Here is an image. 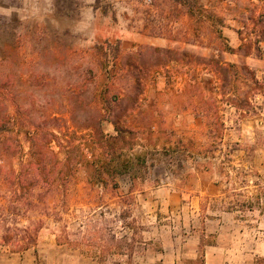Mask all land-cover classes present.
I'll return each instance as SVG.
<instances>
[{
  "label": "rangeland",
  "instance_id": "1",
  "mask_svg": "<svg viewBox=\"0 0 264 264\" xmlns=\"http://www.w3.org/2000/svg\"><path fill=\"white\" fill-rule=\"evenodd\" d=\"M184 1L0 0V79L7 94L3 138L0 132V154L8 156L4 164L17 169L13 157L21 153L53 151L64 159L70 152L72 165L80 163L88 173L71 183L65 204L60 194L53 200V217H38L35 209L33 217H14L12 194L0 187V232L29 224L33 235L42 224L57 241L67 237L73 247L74 241L83 243V256L101 264H161L156 252L162 243L178 246L173 264H199L201 243L212 244L204 264H256L264 258V156L259 155L264 122L257 123L260 117L264 121V83L256 78L258 67L245 61L246 53L260 55L258 31L264 20L258 24L257 17L264 0ZM157 39L168 46L153 47ZM216 61L225 68L237 65L238 74L229 69L222 77ZM244 65L258 85L241 70ZM155 72L183 80L197 73L203 90L216 77L219 106L227 100L234 110L227 118L217 117L208 102L205 108L212 113L203 116L194 139L138 153L136 133L121 120ZM90 123L96 128L84 132ZM107 123L117 134L104 133ZM98 169L105 172L103 182L93 177ZM148 171L155 178L153 188L164 177L176 192L191 189L190 198L196 186L216 195L198 201L199 215L187 204L161 212L164 227L149 231L142 224L146 210L140 196ZM127 176L137 184L128 187ZM218 216L213 233H205V218ZM188 223L193 230L186 237ZM115 251L122 255H112Z\"/></svg>",
  "mask_w": 264,
  "mask_h": 264
},
{
  "label": "crops",
  "instance_id": "2",
  "mask_svg": "<svg viewBox=\"0 0 264 264\" xmlns=\"http://www.w3.org/2000/svg\"><path fill=\"white\" fill-rule=\"evenodd\" d=\"M156 48H166L168 44L164 40H153L150 43ZM238 45H232L237 47ZM260 48V55L245 56V61L251 67H258L256 70V78L264 83V42L258 43ZM186 78V76H185ZM199 75H194L186 79H180L176 77H167L160 72H155L153 79L149 81L139 95V99L136 105L130 108L126 114H124L121 123L126 128L136 133V145L134 150L138 153L145 151H157L171 148L175 142L181 140V142H189L190 139H194L196 136L197 127L203 125V116L211 114L208 109L205 108L208 102H213L212 108L215 116L224 114L227 118L228 110H234L229 101H222V106H219L220 88L218 87V79L210 80L209 87L205 90L199 86ZM170 81V82H169ZM223 96V95H222ZM228 96V95H227ZM221 108H224V110ZM263 119L260 117L257 121L259 125L263 124ZM84 132H86L84 130ZM117 134L113 125L107 123L104 127V133ZM259 155L264 156V153L260 150ZM149 170V167H147ZM123 174L128 175V172ZM79 175L84 180L88 173L85 171L79 172ZM127 186L133 187L136 185L134 177L127 176ZM155 182V178L149 176L140 183L142 190L140 196L143 198L144 208L146 212L144 215V225L149 227V231L154 229H161L164 220L160 213L169 210L171 207H184L188 205L194 207V211L199 215V202L205 197H215L216 193L199 192L198 187L194 188L196 193L188 196L187 187L178 188L176 192L174 184L165 181L164 177L157 178L159 186L153 188L151 183ZM121 188V187H120ZM150 191V193H149ZM193 192V191H192ZM155 194V195H153ZM190 194V193H189ZM151 196V197H150ZM153 196V197H152ZM150 197V198H149ZM194 200V201H193ZM204 232L212 234V227H215L213 223L219 222L218 217L205 218ZM188 231L186 237L192 232L193 226L188 223ZM182 228H185L183 225ZM186 232V231H185ZM184 232V233H185ZM175 240L176 237L174 236ZM150 240H160L158 238H152ZM200 239H198L199 244ZM205 247V253L207 248ZM160 255L159 262L161 264H173L171 256L176 258L179 254L178 246H168L162 243L161 251L156 252ZM151 255H155L154 253ZM207 255V253H206ZM99 264L96 260L85 257L78 249H71L64 247V245H58L56 234L50 232L48 229H41L38 233L36 245L28 250L11 253L8 249L0 245V264ZM155 264V263H154Z\"/></svg>",
  "mask_w": 264,
  "mask_h": 264
},
{
  "label": "trees",
  "instance_id": "3",
  "mask_svg": "<svg viewBox=\"0 0 264 264\" xmlns=\"http://www.w3.org/2000/svg\"><path fill=\"white\" fill-rule=\"evenodd\" d=\"M190 0H185L184 4H189ZM264 20V12L258 13L257 23L261 24ZM220 34V33H219ZM264 25L262 26V31H258V43L264 42ZM258 47H256V50ZM242 48L239 47L238 50ZM158 50V49H156ZM229 52L233 53L234 51L230 48L227 49ZM114 59L117 58V49H115ZM246 56L249 53L245 54ZM3 63H0V65ZM217 69L216 72L220 74L222 77H225V74L229 69L235 70L236 75L238 74L239 67L235 64L227 65V67H222L221 63L216 61L214 62ZM246 70L249 75L253 78V83L258 85V81L255 79V76L252 75L251 71L247 66H243L241 70ZM6 89L5 83L0 79V132L2 138L4 137V131L6 129ZM229 104L231 102L229 101ZM19 112V110H18ZM102 119L99 118L100 122ZM105 120V119H104ZM96 126L93 124H88L83 128L84 130L95 129ZM52 141L47 142L49 145ZM64 159H59L58 154L53 151L43 152L42 150H38L37 152H31L27 155L18 154L14 159H17V169L12 166H6L5 159L8 157L5 153L0 154L1 164H0V172H4L3 177L0 176V187L7 186L8 190L12 194V197L8 201L10 204L9 210L12 211V215L14 217H33L30 215L31 210L39 211L38 217H53L55 215L54 209V199L58 197L60 194L62 203H66L67 195L69 192L71 183L77 182L79 179L80 172V163H78L79 167H74L72 165V160L70 156V152L64 153ZM81 161L83 163L84 159L80 155L78 157V162ZM6 170V171H4ZM105 172L101 171V169L96 170L93 174V177L98 182H103V176ZM66 196V199H65ZM2 211V209H1ZM25 219V218H24ZM29 223V219H25ZM26 223V222H24ZM20 225V222L17 223ZM29 224L22 226V230L10 229L7 227L3 231L0 232V245L6 247L11 253H19L25 250H28L36 245L37 232L42 229V224L38 226L35 230V233L32 235L29 231ZM73 242V241H72ZM58 245H65L71 249H77L79 246L80 252L81 246L83 243L78 241H74L73 247L71 242L68 241V238L65 237L62 241H57ZM206 246H212L211 243H201V255L199 259V264H204V250ZM82 254V253H81ZM83 255V254H82ZM112 255L121 256L122 253L119 251H115ZM101 264V262H98ZM256 264H264V258L257 259Z\"/></svg>",
  "mask_w": 264,
  "mask_h": 264
}]
</instances>
